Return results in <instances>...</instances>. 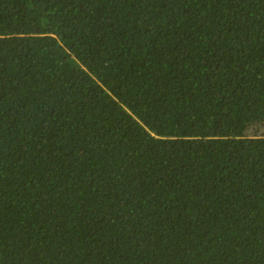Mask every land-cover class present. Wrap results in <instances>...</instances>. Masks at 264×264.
I'll return each mask as SVG.
<instances>
[{"label": "trees", "instance_id": "16d2710c", "mask_svg": "<svg viewBox=\"0 0 264 264\" xmlns=\"http://www.w3.org/2000/svg\"><path fill=\"white\" fill-rule=\"evenodd\" d=\"M0 264H264V0H0Z\"/></svg>", "mask_w": 264, "mask_h": 264}]
</instances>
